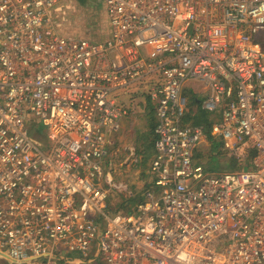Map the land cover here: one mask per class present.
I'll use <instances>...</instances> for the list:
<instances>
[{"label": "built area", "instance_id": "built-area-1", "mask_svg": "<svg viewBox=\"0 0 264 264\" xmlns=\"http://www.w3.org/2000/svg\"><path fill=\"white\" fill-rule=\"evenodd\" d=\"M62 1L0 0V264H264V0H98L105 40L61 33ZM144 79L153 179L111 211ZM199 109L237 168L198 157Z\"/></svg>", "mask_w": 264, "mask_h": 264}, {"label": "rangeland", "instance_id": "rangeland-1", "mask_svg": "<svg viewBox=\"0 0 264 264\" xmlns=\"http://www.w3.org/2000/svg\"><path fill=\"white\" fill-rule=\"evenodd\" d=\"M78 1H81L80 4L84 5L82 10L87 11L83 13L84 17L80 16V14L72 17L73 20L69 24L70 31H64L66 33H75L76 37H81V32L85 31L87 32L86 38L95 40L93 36L99 35L97 31L101 30L100 34L103 31L100 22L98 25L97 23L99 15L104 13V11L102 13L104 6L98 0ZM79 23L83 24V26L79 28L75 27ZM158 79V74H154L153 80L158 81ZM194 84L197 88H203V84L200 82H195ZM149 87V80L144 79L142 82L117 92L127 105L131 106L134 103L137 106L135 112L124 120V127L118 134L120 137L113 151V171H111V177L114 180L113 182L117 186H120V190H114L115 192L110 197L108 208L111 211L122 213L131 210L136 202V197L148 188L149 178L153 179L149 174V169L155 154V150L153 149V123L156 121V118L154 113H152L153 107L146 100ZM201 98L204 99V96H201ZM208 116L215 120L218 115L208 114ZM41 129L45 131L44 127ZM207 144V146L203 147H207V151L211 153L212 147L209 141ZM204 162L205 165L212 166L216 171L228 169L229 167L224 164L221 165L218 157L215 156L210 157L209 161L204 160Z\"/></svg>", "mask_w": 264, "mask_h": 264}, {"label": "crops", "instance_id": "crops-1", "mask_svg": "<svg viewBox=\"0 0 264 264\" xmlns=\"http://www.w3.org/2000/svg\"><path fill=\"white\" fill-rule=\"evenodd\" d=\"M80 2L81 1H78V0H63L62 3L60 5H58L56 10L54 11L55 15L59 16V20H60V22H59L60 24H58L59 25L58 29H59V31L61 33H63L66 36H72V37L76 36L75 33H66L64 30L70 31V25L69 24L73 20L72 17L78 16L79 14H80V16L84 17L83 13H85L87 11V10L86 11L82 10L84 5L80 4ZM103 11H104V13H103ZM102 13L103 14L99 15V17H98L99 21H98L97 25L100 22V26L103 29V31L101 32V34H100L101 30L97 31L99 35L93 36V38L95 40H105L109 36L108 20H107V15H106L104 9H102ZM75 20H76V18H75ZM82 26H83V24H81V23L75 25V27H78V28L82 27ZM80 35H81L82 38H86L87 32L82 31ZM88 39H90V38H88ZM154 123H153V149L155 150V140H156V138H155V135H154ZM123 127H124V124H123ZM154 156H155V154H154Z\"/></svg>", "mask_w": 264, "mask_h": 264}, {"label": "trees", "instance_id": "trees-1", "mask_svg": "<svg viewBox=\"0 0 264 264\" xmlns=\"http://www.w3.org/2000/svg\"><path fill=\"white\" fill-rule=\"evenodd\" d=\"M193 123L205 127L207 139L212 147L211 153L207 151V147H202L199 151H197V155L201 159V161H209L210 157L215 156L218 157V160L221 165H227L231 169L237 168L236 162L234 160L231 161L229 159V157L225 154L221 141L217 139L216 136L213 134V122L211 118H209L208 113L199 109V112H197L195 117L193 118Z\"/></svg>", "mask_w": 264, "mask_h": 264}]
</instances>
